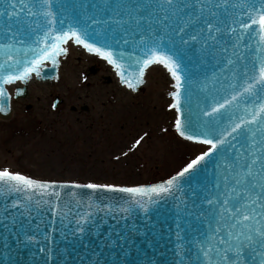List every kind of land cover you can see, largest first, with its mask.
<instances>
[{"label": "snow or ice", "instance_id": "obj_1", "mask_svg": "<svg viewBox=\"0 0 264 264\" xmlns=\"http://www.w3.org/2000/svg\"><path fill=\"white\" fill-rule=\"evenodd\" d=\"M69 42L106 61L133 92L149 69L166 72L178 136L209 147L150 186L61 183L0 170L4 246L11 236L38 246L32 264H64L55 233L83 243L92 225L100 235L101 212L126 221L139 209L151 221L152 207L171 201V222L160 223L175 236L173 264H264V0H0V113L12 110L6 86L46 78L49 66L59 80ZM201 173L202 181L189 183ZM72 189L90 192L76 199ZM100 193L129 199L93 203ZM113 233L81 264H125L102 259L105 248L128 255L119 241L129 237Z\"/></svg>", "mask_w": 264, "mask_h": 264}, {"label": "rangeland", "instance_id": "obj_2", "mask_svg": "<svg viewBox=\"0 0 264 264\" xmlns=\"http://www.w3.org/2000/svg\"><path fill=\"white\" fill-rule=\"evenodd\" d=\"M68 47L59 80L36 81L29 98L15 102V118L0 121V170L133 186L165 180L205 150L176 134L166 72L150 69L143 93H133L102 60ZM56 97L62 102L53 107Z\"/></svg>", "mask_w": 264, "mask_h": 264}, {"label": "water", "instance_id": "obj_3", "mask_svg": "<svg viewBox=\"0 0 264 264\" xmlns=\"http://www.w3.org/2000/svg\"><path fill=\"white\" fill-rule=\"evenodd\" d=\"M62 59L63 57L61 58V64H62ZM60 70H61V65L59 68V72ZM55 75L56 73L49 66L45 69L46 78L43 79L33 78V79L37 80V82L40 81L42 83L50 82V81L57 82V80L55 79ZM116 76L118 77L120 85L125 86L120 82L119 76L117 74ZM18 82L14 84H17ZM31 82L32 80L29 81L27 84L20 82L21 85L16 86L14 93H12L9 89L11 85L6 86L11 95L12 110L6 114L0 113V120L11 121L14 118L15 110L13 107V100L26 98L29 94V87ZM173 83L174 82L172 81V89L170 91H167L170 97H171L170 93L174 91ZM143 88L144 85H142L138 91L136 92L132 91V92L143 93ZM21 89L23 90V94L18 95V92ZM28 98L29 96L26 99ZM171 99L172 102H174L172 97ZM61 102L62 101L60 98H56L55 107H57L58 104ZM208 147L209 146H206V150ZM207 167L209 170H211L213 167V163L209 162ZM203 179H204V174L201 173L198 176L192 177L189 183H195L197 181H202ZM57 182L64 183L70 181H57ZM160 182H156V183H160ZM156 183L140 184V185L150 186ZM80 184H85V183H80ZM140 185H133V186H140ZM122 186H127V185H122ZM64 191H68V190H64ZM71 191H75L77 193L76 199H79L81 194H84V196L87 197L88 193L90 192V190H86V189H72ZM67 199L68 198L65 197V200ZM100 199H104L106 203L115 204L116 201H120L121 204H124L125 200L129 198L127 197V194L100 193L92 198V202L93 203L99 202ZM171 208H172L171 201L167 202L166 204L162 203L159 207L153 206L150 212V215L152 216L151 221H146L144 213L139 209L134 210L133 213L129 215V218L126 221L119 220V216H117V219H112L110 215H105L103 212H101L96 217V224L100 225L99 236H97L98 229L96 228L95 225L89 227V233L84 237L83 243L78 242L76 238H74L71 235H69L68 239L65 240L61 238L59 232L55 233V240L57 244L56 250L57 252L60 253L58 259L60 261H63L64 264H81L79 260V257L81 256H84L86 260L93 259L94 257L90 255V249L94 248L96 251H100V249L103 247L102 241H104L105 237L109 233H113V227H114L117 232H120L121 234L127 235L129 237V241L127 243L124 241H119V243L124 244L125 250L128 252V255L125 257L124 252H122L119 248H112V249L105 248L102 259L104 257H107L109 261L115 259L117 261H124L125 264H173L174 261L173 250L175 249V236L173 235L169 239V237L167 236V227L163 226V224L160 223L165 220H168L169 223L171 222L170 221V217L172 215V212L170 211ZM118 220L119 222H117ZM145 223H153L156 224L157 227L153 228L151 231H147L144 228ZM125 225H127V227ZM72 226L73 225H69L70 228ZM44 230L48 231V229H44ZM161 232H163L164 234L162 235ZM141 233H145V234H141ZM114 236L115 233H113V237ZM7 244L8 247H5L3 238H0V264H32L33 253H37V256L39 255L37 252L38 246L31 245L29 247H25L23 244L17 243L14 237L9 236L7 240ZM85 245H88V248H86Z\"/></svg>", "mask_w": 264, "mask_h": 264}, {"label": "bare ground", "instance_id": "obj_4", "mask_svg": "<svg viewBox=\"0 0 264 264\" xmlns=\"http://www.w3.org/2000/svg\"><path fill=\"white\" fill-rule=\"evenodd\" d=\"M76 50H77L78 52L81 51V52H83V53L85 54V52H84L81 48H77ZM85 55H87V54H85ZM103 63H105V62H103ZM107 67H108L107 69L109 70V74H111V76L113 75V77H114V73L111 71V68H110L109 66H107ZM149 70H150V69H149ZM115 81L117 82V79H116V78H115ZM31 83H32V84H35L33 81H32ZM10 91H11V92L14 91V87H13V86L10 87Z\"/></svg>", "mask_w": 264, "mask_h": 264}]
</instances>
